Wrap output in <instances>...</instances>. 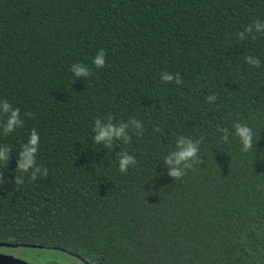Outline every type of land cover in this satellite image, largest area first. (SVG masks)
Masks as SVG:
<instances>
[{
  "label": "trees",
  "instance_id": "trees-1",
  "mask_svg": "<svg viewBox=\"0 0 264 264\" xmlns=\"http://www.w3.org/2000/svg\"><path fill=\"white\" fill-rule=\"evenodd\" d=\"M257 20L264 25V0H0V102L19 108L23 121L7 136L0 127V148L11 149L0 163V241L93 264H264ZM100 49L106 62L97 68ZM73 64L91 74L75 76ZM163 72L183 83L163 82ZM109 115L117 126L135 117L143 128L130 124L131 141L112 149L96 144L95 120L106 124ZM234 122L253 128L247 153ZM217 127L230 130L228 141ZM33 129L37 165L48 169L35 181L17 172ZM180 136L200 144L177 179L165 157ZM121 151L137 161L126 173Z\"/></svg>",
  "mask_w": 264,
  "mask_h": 264
},
{
  "label": "clouds",
  "instance_id": "clouds-1",
  "mask_svg": "<svg viewBox=\"0 0 264 264\" xmlns=\"http://www.w3.org/2000/svg\"><path fill=\"white\" fill-rule=\"evenodd\" d=\"M257 29L264 28L258 20L253 22ZM246 31L251 32L252 27L248 26ZM241 37L243 33H240ZM105 55L106 52L104 49L98 50L96 56L94 57L93 63L99 68L105 65ZM245 61L256 68L261 66V61L258 58H253L251 56H246ZM72 72L75 76H89L91 74L90 69L84 66L83 64H73ZM161 79L165 83L173 82L175 80L176 84L183 83L180 73H176L175 76L170 72H163L161 74ZM207 101L211 103L216 99L215 95H209ZM0 115L6 116V120L0 122V127H2L3 135L7 136L14 132L18 127L23 125V121L20 117V109H13L11 104L8 101L0 102ZM28 115H31L30 113ZM114 117L111 115L108 116V123L102 124L101 119L97 118L95 120L93 131L96 135L93 137L94 143L101 144L103 142L104 146L112 149L114 141L123 140L124 143H128L131 141V137L127 135V129L131 124L135 129H142V122L133 117L128 122H123L117 126L113 123ZM234 129V134L238 137L241 150L245 153L249 152L254 146V131L251 126L247 123L242 122H234L232 125ZM155 132H160L161 129L156 127ZM217 131L223 132L224 135L222 139L224 141L229 140V132L228 128H220L217 127ZM142 134V132L140 133ZM40 143L39 134L35 129H33L30 133L29 139L26 143L21 145V150L18 153V164H17V172L20 173H28L30 174V179L35 181L37 179L38 174H42L47 176L48 169L43 168V172L41 173V166L37 165L36 155L38 153ZM199 140H192L190 138H186L184 136H180L176 141V150L172 151L171 154L165 157V162L168 165H172L171 171L169 175L180 179L184 175L187 174L183 169H191L193 164L190 162L197 161V153L199 151ZM11 149L8 146H4L0 148V163L8 164L10 159ZM118 157V170L121 173H126L129 169V166H135L137 161L136 158L129 154L128 152L121 151L117 153ZM178 166H182L178 167ZM3 179V178H0ZM23 183V178L21 176L15 177V184Z\"/></svg>",
  "mask_w": 264,
  "mask_h": 264
},
{
  "label": "rangeland",
  "instance_id": "rangeland-1",
  "mask_svg": "<svg viewBox=\"0 0 264 264\" xmlns=\"http://www.w3.org/2000/svg\"><path fill=\"white\" fill-rule=\"evenodd\" d=\"M5 251L34 264H84L78 257L57 248L18 245L5 247Z\"/></svg>",
  "mask_w": 264,
  "mask_h": 264
},
{
  "label": "water",
  "instance_id": "water-1",
  "mask_svg": "<svg viewBox=\"0 0 264 264\" xmlns=\"http://www.w3.org/2000/svg\"><path fill=\"white\" fill-rule=\"evenodd\" d=\"M21 245H26V246H33V247H41L39 244H34V243H21ZM2 246H18V243L11 242V241H0V247ZM84 264H93L92 262L88 260H83ZM0 264H34L31 263L27 260H24L22 258H19L7 251H3L0 249Z\"/></svg>",
  "mask_w": 264,
  "mask_h": 264
},
{
  "label": "flooded vegetation",
  "instance_id": "flooded-vegetation-1",
  "mask_svg": "<svg viewBox=\"0 0 264 264\" xmlns=\"http://www.w3.org/2000/svg\"><path fill=\"white\" fill-rule=\"evenodd\" d=\"M1 250L5 251V247L1 248Z\"/></svg>",
  "mask_w": 264,
  "mask_h": 264
}]
</instances>
